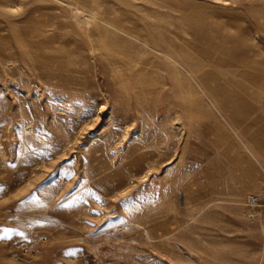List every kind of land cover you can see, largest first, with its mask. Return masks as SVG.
I'll use <instances>...</instances> for the list:
<instances>
[{
  "label": "rangeland",
  "instance_id": "obj_1",
  "mask_svg": "<svg viewBox=\"0 0 264 264\" xmlns=\"http://www.w3.org/2000/svg\"><path fill=\"white\" fill-rule=\"evenodd\" d=\"M0 147V264H264V0H0Z\"/></svg>",
  "mask_w": 264,
  "mask_h": 264
},
{
  "label": "bare ground",
  "instance_id": "obj_2",
  "mask_svg": "<svg viewBox=\"0 0 264 264\" xmlns=\"http://www.w3.org/2000/svg\"><path fill=\"white\" fill-rule=\"evenodd\" d=\"M75 9H76V11H77L78 14H81L82 15L84 13V14L87 15L86 23H89L93 18L95 19V16H94L95 14L94 13H89L88 14V13L84 12L83 9H80L78 7H76ZM104 23L106 25H108L109 27L113 28V29H116L117 28L116 25L114 26L108 20H104ZM113 41H114V39H113ZM140 45H143L146 48L152 49V50L156 51L157 53L164 55L167 59H171L170 54H168L169 52L168 53H165L163 50L157 48L155 45H152L150 43L149 44H140ZM171 49H173V48H171ZM172 60L176 63V59L173 58ZM182 62H183V60H182ZM188 63H189V61H188ZM176 68H177V66H176ZM100 107H99V109H100ZM102 108H103V105H102ZM137 159H141L142 160V157L139 156V157H137ZM103 161H104V159H103ZM129 164L131 165V163H129ZM100 166H97V167H100ZM102 166L105 169H108V165L103 164ZM22 170L23 169H21L20 172H22ZM20 174H22V173H20ZM137 174L138 173L135 172V176H138ZM129 175L127 177V175L125 176V174L121 173L120 171L106 172V173L103 174V176L99 180L101 182H103L104 184H105L106 181L112 180L113 183L107 184V188H109V189H116L117 185L119 186L120 184H125V183H128L129 182ZM104 216L105 215H103L102 218ZM113 216H114V214H113ZM102 221H104V219ZM113 223H115V225L114 224H109L106 228H104L103 230H101L98 233H96L95 234V239L92 240L91 241L92 244L89 245V248L93 251L94 255L98 259L101 260V264H118L117 262H120L121 260L123 261L126 257H132L133 255H135V253H137L139 251V248L137 247V245L140 243V238H143L144 237L143 239H145V240H151V239H155L157 237H161L160 236L161 234H159V236H156V234H155V236H151L150 237V235H149V228H147L146 226L141 225V224H138L137 225V228H136V226L134 227L133 225L124 224L123 221H116V222H113ZM161 224H164V223H157V226H160ZM159 230H160V227H159ZM135 231H137V232L140 231L141 236L140 235H137L135 233ZM168 231H169V229H168ZM151 234H152V232H151ZM102 254H104L106 256H109L111 258L110 259H103L102 258Z\"/></svg>",
  "mask_w": 264,
  "mask_h": 264
},
{
  "label": "built area",
  "instance_id": "obj_3",
  "mask_svg": "<svg viewBox=\"0 0 264 264\" xmlns=\"http://www.w3.org/2000/svg\"><path fill=\"white\" fill-rule=\"evenodd\" d=\"M259 197H261V195L252 194L251 196H248L247 200H249V204H256L259 201Z\"/></svg>",
  "mask_w": 264,
  "mask_h": 264
},
{
  "label": "snow or ice",
  "instance_id": "obj_4",
  "mask_svg": "<svg viewBox=\"0 0 264 264\" xmlns=\"http://www.w3.org/2000/svg\"><path fill=\"white\" fill-rule=\"evenodd\" d=\"M5 235H7V233H5Z\"/></svg>",
  "mask_w": 264,
  "mask_h": 264
}]
</instances>
